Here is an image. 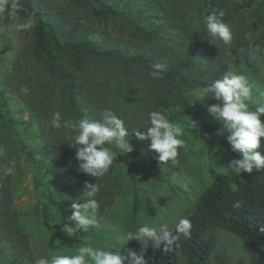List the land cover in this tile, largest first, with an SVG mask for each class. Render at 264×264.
I'll use <instances>...</instances> for the list:
<instances>
[{
    "label": "trees",
    "instance_id": "obj_1",
    "mask_svg": "<svg viewBox=\"0 0 264 264\" xmlns=\"http://www.w3.org/2000/svg\"><path fill=\"white\" fill-rule=\"evenodd\" d=\"M250 1L4 0L3 18L8 20L12 13L20 23H31V36L28 55H17L19 62L11 65L15 81L22 74L13 91L21 105L11 104L17 112L27 113V121H15L14 110L6 108L14 93L0 89V264L34 260L12 203V187L23 181L24 165L31 167L36 188L47 166L48 175L62 182L75 199H95L100 208L102 196L112 195L111 168L96 178L79 172L76 150L68 144L72 133L51 126L54 112L60 111L63 119L102 120L103 111L111 110L131 136L149 126V109L175 105L203 132L221 129L200 117L192 91L229 72L226 54L238 60L257 47L264 57V0ZM220 12L233 31L230 45L207 41L211 38L203 17ZM157 64L161 65L158 79L149 75ZM19 125L24 126L18 129ZM109 147L136 183V167L126 156L134 151L121 154L114 145ZM259 150L264 152V139ZM232 156L242 158L237 153ZM9 167L13 172L5 174ZM209 172L212 181L190 212L166 231L159 248L147 247L149 264H210L212 256L213 264H228L226 256L216 252L218 229L240 240L245 258L238 264H264V171L242 172L232 184L212 167ZM85 182L98 186L95 196L85 194ZM45 199L67 223L72 214L69 200L57 199L50 191ZM40 211L53 241L55 231L45 202ZM181 219L191 223L188 235L178 230ZM127 248L140 251L142 244L125 242L118 251Z\"/></svg>",
    "mask_w": 264,
    "mask_h": 264
},
{
    "label": "rangeland",
    "instance_id": "obj_2",
    "mask_svg": "<svg viewBox=\"0 0 264 264\" xmlns=\"http://www.w3.org/2000/svg\"><path fill=\"white\" fill-rule=\"evenodd\" d=\"M250 3L253 4L254 0ZM10 14V18L5 20L3 12H0V89L5 87V91L9 90L6 93H14L6 108L10 111L14 110L15 121L19 119L27 121V113L17 112V106L11 104L21 105V98L16 97L17 93L13 91H16L15 87L22 78L20 74L15 81L16 73L13 72L11 65L17 63V55L27 56L29 53L31 23L22 24L12 13ZM224 57L229 72L246 78L251 90L249 107L254 109L264 103V57L258 48L255 47L247 56L238 57V60L227 54ZM197 90L192 91L196 99L195 110L203 120L209 124L218 123L222 128L221 122L215 120L207 110L208 106L216 101L199 98ZM155 109L163 112L172 122L184 129L180 137L184 140V147L178 150V162L162 164L155 158L154 151L149 149V141H142L135 134L129 135L127 138L133 146L134 155L126 156L136 167V183L128 178L126 167L114 160L116 168H113V164L110 167L115 183L112 195L102 196V207H97L94 212L90 209L95 224L87 233L80 232L72 236L65 234L61 230L63 223L59 213L54 206L46 202L45 193L50 191L57 199L69 200L70 211H72L71 204H83L86 201L75 199L62 182L48 175L47 166L41 170V186L36 188L33 185L31 167L24 165L23 181L12 187V203L18 214L20 227L26 233L34 257L33 264H37L41 256L51 259L53 255L75 254L81 246L118 251L120 246L127 242L124 240V235L129 231L134 232L143 224L156 227L158 230H169L180 218L190 212L196 197L211 183L210 167L222 174L230 184L234 183L237 176L230 173L227 165L233 159L232 153L237 152L231 150L227 142V132L223 134H219L220 130L211 134L203 132L195 125L191 116L184 114L175 105L169 109L155 106ZM150 111L149 109L146 115ZM261 120L264 122V116ZM23 126L19 125L18 129ZM19 133L24 135L20 130ZM44 163L48 165L47 160H44ZM44 202L55 231L53 241L50 240V233L41 223L40 210ZM148 207L153 209L152 213ZM216 236V252L224 254L228 264H238L241 258H245L240 240L236 236L220 229L216 231ZM210 264H213V256Z\"/></svg>",
    "mask_w": 264,
    "mask_h": 264
},
{
    "label": "clouds",
    "instance_id": "obj_3",
    "mask_svg": "<svg viewBox=\"0 0 264 264\" xmlns=\"http://www.w3.org/2000/svg\"><path fill=\"white\" fill-rule=\"evenodd\" d=\"M15 7V5H13ZM6 8L4 0H0V12ZM223 12L217 16L215 13L203 17V25L209 41H221L224 45H230L233 41V31L222 19ZM246 38L251 39L250 34ZM153 71L149 75L159 78L157 71L161 65H153ZM199 98H209L216 103L208 106V112L221 122L223 127L219 134L227 132V142L233 152L241 155L240 159H232L227 168L230 173L239 176L242 172L252 173L264 171V152L260 151L262 139H264V103L254 109L249 107L251 90L243 75L232 72L226 73L222 78L214 80L211 84L197 90ZM148 127L143 131H134L140 140L149 141V149L154 151L156 159L162 164L171 162L176 164L179 155L178 150L184 147V140L180 137L184 129L172 122L163 112L154 110L148 113ZM50 124L55 129H67L72 133L68 143L75 151L78 161V171L91 177L105 175L113 164L116 153L111 147L114 145L121 154L133 151V146L128 137V130L124 121L111 110L105 109L102 120H90L78 118L76 120L63 119L61 112L52 114ZM13 168L5 170V174H11ZM85 194L93 197L99 191L97 185L85 182ZM98 207L95 199L86 203L71 204L72 214L68 216V222L62 224V231L68 236L76 233H87L95 224V219L90 213ZM178 230L188 235L191 223L188 219H181ZM168 233L163 229L158 230L148 224L139 226L134 232L129 231L124 235V240L137 241L142 244L140 251L127 248L125 251H111L92 246H81L75 254L53 255L51 259L41 256L37 264H149L145 251L149 245L154 249L159 248Z\"/></svg>",
    "mask_w": 264,
    "mask_h": 264
}]
</instances>
